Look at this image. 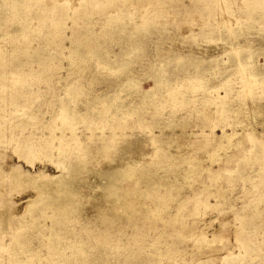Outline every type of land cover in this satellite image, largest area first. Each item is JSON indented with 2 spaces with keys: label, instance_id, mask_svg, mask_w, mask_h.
I'll use <instances>...</instances> for the list:
<instances>
[{
  "label": "rangeland",
  "instance_id": "rangeland-1",
  "mask_svg": "<svg viewBox=\"0 0 264 264\" xmlns=\"http://www.w3.org/2000/svg\"><path fill=\"white\" fill-rule=\"evenodd\" d=\"M0 264H264V0H0Z\"/></svg>",
  "mask_w": 264,
  "mask_h": 264
},
{
  "label": "bare ground",
  "instance_id": "bare-ground-1",
  "mask_svg": "<svg viewBox=\"0 0 264 264\" xmlns=\"http://www.w3.org/2000/svg\"><path fill=\"white\" fill-rule=\"evenodd\" d=\"M21 179H22V177H21V176L19 177V175H18L17 178L15 179V181H17L16 184H19V183L22 184ZM18 182H19V183H18ZM14 185H15V184H14ZM16 187H17V186H16ZM16 187H15V188H16ZM18 187H19V186H18Z\"/></svg>",
  "mask_w": 264,
  "mask_h": 264
}]
</instances>
